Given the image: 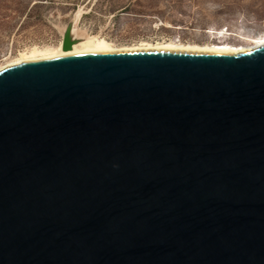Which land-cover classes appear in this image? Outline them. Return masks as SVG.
<instances>
[{"label": "water", "instance_id": "obj_1", "mask_svg": "<svg viewBox=\"0 0 264 264\" xmlns=\"http://www.w3.org/2000/svg\"><path fill=\"white\" fill-rule=\"evenodd\" d=\"M0 264H264V44L0 69Z\"/></svg>", "mask_w": 264, "mask_h": 264}, {"label": "rangeland", "instance_id": "obj_2", "mask_svg": "<svg viewBox=\"0 0 264 264\" xmlns=\"http://www.w3.org/2000/svg\"><path fill=\"white\" fill-rule=\"evenodd\" d=\"M69 24L117 45L248 44L239 37L264 32V0H0V64L29 46L56 44ZM221 28L229 33L222 39Z\"/></svg>", "mask_w": 264, "mask_h": 264}, {"label": "bare ground", "instance_id": "obj_3", "mask_svg": "<svg viewBox=\"0 0 264 264\" xmlns=\"http://www.w3.org/2000/svg\"><path fill=\"white\" fill-rule=\"evenodd\" d=\"M78 17V16H77ZM76 17V18H77ZM73 25L72 35L70 36L71 45L67 49L62 48V38L53 45H32L20 51L16 56L5 60L0 64V69L20 63L45 60L57 56H64L70 54L90 53V52H105V51H132V50H188L199 52H226L235 53L245 51L253 47L264 44V32L256 36L239 38L243 41L249 42L241 44H232L225 41L194 43V42H181L178 40L164 39L159 41L141 40L137 43L128 45H117L111 40H108L98 35H86ZM213 33V31H209ZM217 38H225L229 33L223 28L216 30ZM246 36V35H245Z\"/></svg>", "mask_w": 264, "mask_h": 264}]
</instances>
